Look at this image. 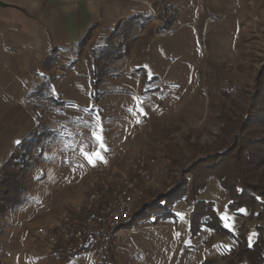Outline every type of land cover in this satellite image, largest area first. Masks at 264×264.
Listing matches in <instances>:
<instances>
[{
  "label": "rangeland",
  "instance_id": "374dc122",
  "mask_svg": "<svg viewBox=\"0 0 264 264\" xmlns=\"http://www.w3.org/2000/svg\"><path fill=\"white\" fill-rule=\"evenodd\" d=\"M242 1L240 33L219 38L218 46L205 41L207 27L219 23L206 0L194 1L202 3L191 24L195 37L190 29L157 37L171 30L177 8L150 0L149 13L120 21L106 45L85 48L86 38L77 48H49L32 81L10 85L0 68V170L20 150L10 170L27 187L25 202L0 217L1 264H56L41 242L16 252L27 226L49 223L63 204L82 202L111 174H130L137 150L148 153L150 145L149 156H157L154 184L133 224L107 248L88 239L64 264H264V240L248 250L257 226L264 235V203L255 200L254 188L233 191L246 194V206L233 210L228 190L211 179L199 197L221 219L214 226L202 227L211 211L198 205L191 214V195L175 200L184 188L191 193V178L219 161L236 133L262 140L264 149V0ZM15 53L5 48L0 57ZM248 172L253 186L264 188L263 151L255 150ZM191 218L201 226L195 232Z\"/></svg>",
  "mask_w": 264,
  "mask_h": 264
},
{
  "label": "crops",
  "instance_id": "0c3cea01",
  "mask_svg": "<svg viewBox=\"0 0 264 264\" xmlns=\"http://www.w3.org/2000/svg\"><path fill=\"white\" fill-rule=\"evenodd\" d=\"M194 1L167 0L177 8L176 19L169 32L161 31L157 33V37L176 35L186 29L191 30L192 36H197L191 24L197 18V14L201 13L199 6L202 3L196 7ZM250 1L254 0H245V6L250 5ZM0 2L5 3L0 5V54L5 48L17 50L14 55L0 57V68L3 67L1 69L4 70L2 77H5L10 85L19 83L20 79L28 78L32 81L36 66H39L42 58L48 54L49 48H77L86 38L89 40L85 48L106 45L105 38L120 21L150 11V0H0ZM207 4L219 14V23L207 27L211 29L206 31L207 44H212L213 40L218 46L221 43L219 38L224 41L226 38L238 36L241 31L238 21L246 19L241 15L240 5L244 4L243 1L241 3V0H206L205 5ZM245 13H248V9ZM226 21H232V27L227 25ZM143 35L144 32L139 39ZM214 37L218 38L216 42ZM137 44H140L139 41ZM55 69L57 71L59 67L55 66ZM18 126L20 123L16 121L13 130L17 131ZM149 148L150 151L154 150L151 145ZM150 151L148 153H151ZM79 200L72 199L67 204H77ZM65 204L59 208L57 214L55 212V215L47 219L49 220L47 224L57 221ZM34 230V226H27L19 241L20 249L16 250L17 253L32 242Z\"/></svg>",
  "mask_w": 264,
  "mask_h": 264
},
{
  "label": "built area",
  "instance_id": "2783aa9c",
  "mask_svg": "<svg viewBox=\"0 0 264 264\" xmlns=\"http://www.w3.org/2000/svg\"><path fill=\"white\" fill-rule=\"evenodd\" d=\"M156 163L157 156L137 150L130 174L108 176L82 202L65 205L56 222L36 227L32 240L44 244L56 264L66 263L91 238L107 248L147 199Z\"/></svg>",
  "mask_w": 264,
  "mask_h": 264
},
{
  "label": "trees",
  "instance_id": "16d2710c",
  "mask_svg": "<svg viewBox=\"0 0 264 264\" xmlns=\"http://www.w3.org/2000/svg\"><path fill=\"white\" fill-rule=\"evenodd\" d=\"M92 82L95 81L92 80ZM243 129H245V125L242 126V130ZM24 141L25 140L19 142L18 146H23ZM261 141L262 140H257V141L254 140V138H252L249 134L236 133L233 142L234 144L231 146L235 148L229 147L223 153L219 152V154H221L220 156L221 159L219 161H214L208 164L200 172V174L197 173L191 178L190 180L192 181L190 184L192 187L191 193L189 194L188 190H186L187 188H184V191L183 192L181 191L180 194H178V196L175 198V200L178 199L183 200L185 197L191 195L189 199L190 209L191 210L193 209L191 211V214L196 212L198 205L201 207L200 208L201 210L204 209V211H211L210 217L208 218V220H206V222H203L202 227L204 225L214 226L215 223L216 225H218L221 222V219L217 216L215 212L212 202L206 201L199 197L201 192L206 188L208 182L213 178H218L220 183L228 190L231 196V200H232L231 208L233 210L246 206L244 202L246 194L235 195L233 193V191H235V189L239 187H241L242 191L244 188L245 189H249V187L250 189L254 188L255 191L253 190L251 191H253L252 193H254L253 196L255 200L263 204L264 200L262 199H264V188L258 185L253 186V184L249 181L250 179H248V177L251 178V175L249 174L248 171L250 168L252 169V164L255 157V150L258 153L259 151L264 152V149H262L260 146ZM236 148H238V150H236V152L233 153V150ZM257 156L258 158H260L259 154ZM19 157H20V150L15 149L12 156L6 161V163L3 165V167L0 170V217L7 210L13 209L18 205H22L26 200L25 193L27 191V187L24 184L22 177L17 172L10 170V168L13 165H15L13 163V160ZM240 182H242L241 185H239ZM192 206L194 207L192 208ZM137 210L134 212L133 216L126 224L128 223L129 225L133 224L134 216L137 213ZM191 221H192V229L194 232L201 228V226L199 227L194 223V219L191 218ZM243 227L246 228L247 226L244 225ZM262 227L263 226L261 225L257 226L258 238L256 242L253 244V246L251 247L248 246L249 248L248 250H254V251L258 250V245H260L264 240V235L261 231L263 229ZM223 230L225 229L223 228ZM2 232L3 230L0 227V237ZM245 238L248 241L247 235L245 236ZM0 246H1V238H0Z\"/></svg>",
  "mask_w": 264,
  "mask_h": 264
},
{
  "label": "snow or ice",
  "instance_id": "6c2138e0",
  "mask_svg": "<svg viewBox=\"0 0 264 264\" xmlns=\"http://www.w3.org/2000/svg\"><path fill=\"white\" fill-rule=\"evenodd\" d=\"M93 135H96V134L93 133ZM97 139L100 140L101 143H102V141H103V137H102V136H97ZM18 143H19V142H18ZM85 155H86V156H89V158H90V155H91V154H89V153H85ZM96 155L99 156L100 159H103V156H102L99 152H97ZM90 162H92L93 164L95 163V161H94V160H91V159H90Z\"/></svg>",
  "mask_w": 264,
  "mask_h": 264
},
{
  "label": "water",
  "instance_id": "95a60500",
  "mask_svg": "<svg viewBox=\"0 0 264 264\" xmlns=\"http://www.w3.org/2000/svg\"><path fill=\"white\" fill-rule=\"evenodd\" d=\"M0 5H5V3L4 2H0Z\"/></svg>",
  "mask_w": 264,
  "mask_h": 264
}]
</instances>
